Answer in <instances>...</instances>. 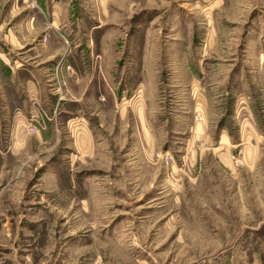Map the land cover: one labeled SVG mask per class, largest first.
I'll return each mask as SVG.
<instances>
[{
  "label": "rangeland",
  "instance_id": "obj_1",
  "mask_svg": "<svg viewBox=\"0 0 264 264\" xmlns=\"http://www.w3.org/2000/svg\"><path fill=\"white\" fill-rule=\"evenodd\" d=\"M0 58V264H264V0H0Z\"/></svg>",
  "mask_w": 264,
  "mask_h": 264
},
{
  "label": "crops",
  "instance_id": "obj_2",
  "mask_svg": "<svg viewBox=\"0 0 264 264\" xmlns=\"http://www.w3.org/2000/svg\"><path fill=\"white\" fill-rule=\"evenodd\" d=\"M0 60L5 63L2 58ZM29 72L31 69L27 67L21 69L8 66L5 71L0 70V143L2 140L6 141L5 137L1 138L5 128L6 137L9 139L6 141H9L6 149L0 147V171L4 168V153L8 151L13 153L14 149L23 145L26 137V133L23 132L25 121L33 120L37 116L35 100L40 98L39 89L42 84L32 73L30 76Z\"/></svg>",
  "mask_w": 264,
  "mask_h": 264
},
{
  "label": "built area",
  "instance_id": "obj_3",
  "mask_svg": "<svg viewBox=\"0 0 264 264\" xmlns=\"http://www.w3.org/2000/svg\"><path fill=\"white\" fill-rule=\"evenodd\" d=\"M37 124H38L39 128H40V127H43V126L41 125V123H40L38 120H37ZM37 124L32 123V122H28V124L25 125V130H26L27 132H29V133H34V132H36L37 129H38Z\"/></svg>",
  "mask_w": 264,
  "mask_h": 264
}]
</instances>
